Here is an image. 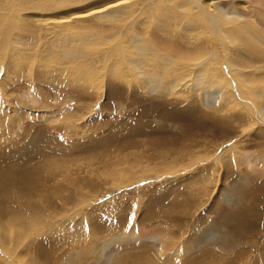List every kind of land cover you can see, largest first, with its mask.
Returning a JSON list of instances; mask_svg holds the SVG:
<instances>
[{
	"label": "rangeland",
	"instance_id": "374dc122",
	"mask_svg": "<svg viewBox=\"0 0 264 264\" xmlns=\"http://www.w3.org/2000/svg\"><path fill=\"white\" fill-rule=\"evenodd\" d=\"M113 1L116 3V0H89L90 3L88 0H0V116L4 115L0 118V149L10 151L25 145L26 139L19 146L12 142H17L26 132L32 134L38 126L42 130L44 124L47 131L41 139L46 141L50 137L49 142L41 141L40 147L47 148L33 153L34 160L16 162L18 169L13 174L9 172L12 160L19 159L3 158L0 166L6 174L0 177L1 191L7 197L21 196V208L29 204L30 189L38 186L35 179L63 190L67 184L73 191L65 211L54 208L62 217L58 213L57 218L32 219L45 224V228L41 224L35 223L33 228L25 223L26 236L18 243L13 232L0 234V264H29L30 254L38 257L35 249L44 235L45 241L63 239V250L71 256L67 264H80V255L84 253L86 257L81 264H100L99 260L111 264L125 250L130 249V254L136 256L139 244L151 247L143 256L158 264H264V108L256 112L248 103L240 102L241 95L234 86L240 85L252 99L256 98L264 85V56L255 60L241 53V64L248 68L241 69L242 72L236 70L241 72L240 76H208L202 81L206 76L199 77L195 70L191 80H187L181 76L182 72L189 70L190 65L207 62V56L212 63L221 61L220 65L226 68L227 62H233L230 53L234 45L227 43L212 17L210 33L198 36L206 39L208 45L207 51L201 48L207 53L202 57L164 34L158 16L128 11L110 23L102 19L104 13L123 7L112 6L110 11L96 16L88 13ZM220 10L221 16L239 17L231 7ZM14 14L22 26L4 33L6 20ZM59 19L67 21L59 31L51 33L48 24ZM250 29L264 47L262 26L254 23ZM150 31L156 37L152 38ZM219 36H223L224 46L220 45ZM127 42L137 48L132 54L134 60L151 51L169 60L165 76L161 79L150 76L140 63L129 65L128 70L115 65L112 74L115 76L108 74L107 66L122 62L120 52L128 48ZM48 43L50 48L46 46ZM110 48L114 50V59H102L101 52L108 55ZM170 50H176V54L172 56ZM52 52L67 57L72 54L77 59L64 58L68 63L64 72H67L57 76L63 71L59 67L63 69V66L60 55L55 57ZM130 52L124 56L123 66ZM46 61L50 72L41 69ZM220 65L217 70L223 72ZM43 72L50 80H45L44 75L42 78ZM74 79L82 80V84L80 81L76 84ZM229 79L231 82L226 86ZM186 80L189 84L183 87ZM194 96L198 108L191 104ZM204 113L219 114L206 118ZM53 129L57 130L53 132ZM41 167L47 170L41 175L44 179L34 178L33 174ZM110 173H116V179ZM57 179L64 184L60 185ZM31 205L25 206L27 210H31ZM61 225L65 227L61 236L54 234V238L48 234L52 230L57 232ZM94 230L98 232L95 235ZM30 232L35 236L30 238ZM93 241L98 243L97 248L91 244ZM135 258H130V262ZM192 258L194 262L189 261Z\"/></svg>",
	"mask_w": 264,
	"mask_h": 264
},
{
	"label": "bare ground",
	"instance_id": "6f19581e",
	"mask_svg": "<svg viewBox=\"0 0 264 264\" xmlns=\"http://www.w3.org/2000/svg\"><path fill=\"white\" fill-rule=\"evenodd\" d=\"M111 1V0H109ZM87 3V2H86ZM88 3L89 0H88ZM114 4V5H113ZM122 4H125V5H122ZM96 4L92 5V6H95ZM113 7H123L121 9H115L113 11H111L110 13L108 12H105L106 10H108L109 8H112ZM86 8L84 9H87L88 6H85ZM90 7V6H89ZM226 7H231L232 9H234L235 11L238 12V15L239 17H226L225 15L224 16H221L220 14L222 13L221 10L219 11L220 8H226ZM100 8V7H99ZM111 10V9H110ZM108 10V11H110ZM140 11V14L141 13H146L150 16H158V21H159V26H160V30L164 33V34H168V36H172L173 38H175V42L176 43H179L181 46H183L184 48L188 49V50H192V51H195L197 52L200 56L202 57H206V52L203 51L201 48L203 49H208V45H206V43L204 42V40H201L199 39L198 36L202 35V34H209L210 33V27H211V17H212V21H214L216 24H218L217 26V29L218 31L222 32L224 34V37L227 41V43H231V45H234V47H232V50H231V53H230V58L233 60L232 63H226L227 66H229L228 68L225 67V65L221 66L220 63L221 61L219 62H216V63H212L210 58L207 56L206 57V60L207 62H202V63H197V64H193V65H187L189 66V70H186L184 72H182L181 76L186 78L187 80H191L190 77L193 75V72L195 70H197L199 72V77L200 76H206L204 78H201L202 81H205V79L209 76L211 78V76H234L235 74H237V76H240L241 74V69L244 70L245 68H248L247 66L244 65V63L241 64V61H240V57H241V53H243V55H248L250 56L251 59H263V56H264V47H262L260 44H259V38L255 35V32L254 30H251V25L252 24H256L257 26H262V29H264V0H116V3H114V1L111 3V4H108L104 7H101L100 9H96V10H91V11H88V13L90 14H95V16L97 14H100V13H104V15L102 16V19L107 21V22H113V20H116L117 18H120L122 15L126 14L128 11L134 13L136 11ZM219 12H221L219 14ZM87 14V13H86ZM252 14V18L249 19V15ZM16 14L14 15H9L8 17V25H7V28L8 31H6V29L4 30V33H10L12 32L13 30L15 31V26L17 27V25L19 27L22 26V24H18V20L15 16ZM78 15V14H77ZM75 15V16H77ZM82 15V14H81ZM88 15V14H87ZM85 15V16H87ZM235 15V14H234ZM69 16H72L69 15ZM94 16V15H93ZM21 17V16H20ZM33 17V16H32ZM66 17V16H65ZM28 18V17H27ZM77 18V17H76ZM79 18V17H78ZM68 19V17H67ZM67 19L65 20H61L59 19L58 21H52L50 22L48 25H50L49 27H51V33H54L56 30H60L62 27H63V24L67 21ZM186 20L183 22V20ZM246 20V21H245ZM30 21V20H29ZM36 21V20H35ZM38 21V20H37ZM46 21V20H45ZM51 21V20H50ZM49 22V21H48ZM245 22V23H244ZM21 23V22H20ZM38 23V22H37ZM42 22H40L41 24ZM43 24V23H42ZM14 25V26H13ZM156 25V24H155ZM34 26V25H32ZM38 26V25H37ZM47 26V25H46ZM31 27V26H30ZM35 27V26H34ZM40 27V26H39ZM49 27H48V31H49ZM152 27V26H151ZM46 28V27H43V29ZM23 29V28H21ZM42 29V28H41ZM17 30V28H16ZM46 30V29H44ZM151 32V31H150ZM149 32V33H150ZM217 32V30H216ZM45 34V33H44ZM57 34V33H56ZM61 34V33H60ZM162 35V34H161ZM55 36V34L53 35ZM163 36V35H162ZM165 36V35H164ZM62 37V36H60ZM151 37L154 38L156 37V34L154 32H151ZM205 37V36H204ZM208 37V36H207ZM56 38V37H55ZM197 39L198 42H197ZM219 39V43L221 46H224V43H225V40L223 38V36H219L218 37ZM50 40V39H49ZM152 40V39H151ZM195 42H197V44H195ZM260 42H262L260 40ZM133 43V41L131 42ZM130 43V44H131ZM55 44V43H54ZM66 44V43H65ZM200 44V45H199ZM51 45V44H50ZM49 43L48 45L46 46H50ZM56 46H57V43H56ZM126 46L128 48H125V49H121V52H120V56H121V59H122V62H117L115 64H113V66H107V72L108 74H114L115 72V69H116V66L117 67H123L124 68H127L128 70V67L129 65H132V66H135V64L137 63H140L142 64V66L146 69V72L150 75V76H161L159 77L158 79H161L163 76H165L164 74V70L165 68L169 65V60H164L161 56H156L154 55V53L151 51L149 52L150 54H153V56H151L150 58L149 57H146V56H149V55H139V56H136V60H134V57H135V54H133V51L134 50H137V48L135 46H132L129 45V42L126 43ZM171 46V45H169ZM168 46V47H169ZM200 47V48H199ZM2 48V47H1ZM9 48V47H8ZM50 48V47H49ZM56 48V47H55ZM60 48V47H59ZM109 48V47H108ZM172 48H174V45L172 46ZM61 49V48H60ZM46 50V49H45ZM59 50V49H58ZM75 50V49H74ZM107 50V49H106ZM128 50H130V54L128 55V59L127 61L125 62L126 64H124V67L123 66V58L124 56H126L128 53ZM47 51V50H46ZM7 52V51H6ZM69 52V51H68ZM109 52V51H108ZM205 52V53H204ZM45 53V52H44ZM54 52H52L53 54ZM70 53V52H69ZM101 58L104 59L103 57H106L107 59L106 60H110L111 59H114V50L112 48H110V52L108 53V55H106V53H103L101 52ZM170 54L175 55L176 54V50L175 51H171L169 52ZM49 54V52H48ZM47 54V55H48ZM58 54L59 53H54L53 55H55V57L57 56L58 57ZM76 54V53H75ZM74 54V55H75ZM157 54V53H156ZM8 55V54H7ZM43 55V54H42ZM51 55V54H50ZM60 55V58H59V62H61V66H63V69L60 68V70H63L62 72H59V75L57 76H60V75H64L66 72H64L65 70L68 69V66H67V62L66 60H63L64 58L71 60V59H74L76 58L74 56V58H72L73 56H71L72 54H68V57L67 55H62L61 53L59 54ZM165 55V54H164ZM167 55V54H166ZM179 55V54H177ZM4 56V55H3ZM77 56L78 53H77ZM10 57V56H9ZM81 57V56H80ZM109 57V59H108ZM165 57V56H164ZM167 57V56H166ZM170 58V56H168ZM167 57V58H168ZM54 58V56H53ZM57 58V60H58ZM79 58V57H78ZM180 57H178L177 59H179ZM55 59V58H54ZM77 59V58H76ZM171 59V58H170ZM176 58H174L175 60ZM56 60V61H57ZM79 60V59H78ZM172 60V59H171ZM6 61V60H4ZM55 61V60H54ZM72 61V60H71ZM76 61V60H75ZM173 61V60H172ZM80 62V61H79ZM105 62V60H104ZM4 63V62H3ZM70 63V62H69ZM74 63V62H73ZM222 63H223V60H222ZM21 64V63H20ZM39 64V63H38ZM59 64V63H57ZM103 64V63H102ZM237 64V65H236ZM77 65V64H76ZM173 65V64H172ZM218 65H220L221 69L223 68L224 71H225V74L222 72V70L219 69V71L217 70V67ZM35 66V65H34ZM41 66V65H40ZM106 66V65H105ZM131 66V67H132ZM262 66V65H261ZM8 67V66H7ZM48 63L46 61V63H44L43 67L41 69L45 70V69H48ZM113 67V68H111ZM133 68V67H132ZM182 68V66H181ZM184 68H186L184 66ZM40 69V70H41ZM78 69L80 68H77V71ZM167 69V68H166ZM240 69V73L236 70H239ZM50 68L47 70V72H50L49 71ZM53 70V69H52ZM126 70V69H125ZM134 71V69L132 70ZM74 72V71H73ZM72 72V73H73ZM105 72V71H104ZM131 72V71H130ZM57 73V72H56ZM70 73V72H69ZM76 73V72H74ZM217 75H216V74ZM14 74V73H13ZM40 74V72H39ZM78 74V73H77ZM84 74V73H83ZM123 74V73H122ZM132 74V73H131ZM138 74V73H137ZM254 74V73H253ZM44 75V78L45 80H50V78H46L45 77V73L43 72L41 74V76ZM70 75V74H68ZM74 76V74H71ZM70 75V76H71ZM243 75V74H242ZM241 75V76H242ZM256 75V74H255ZM47 76V75H46ZM49 76V75H48ZM54 76V75H53ZM56 76V75H55ZM69 76V77H70ZM79 76V75H78ZM76 76V77H78ZM104 76V75H102ZM108 76V75H107ZM112 76H115V75H112ZM133 76V75H132ZM140 76V75H139ZM176 76V75H174ZM236 76V75H235ZM43 78V76H42ZM43 78V79H44ZM57 78V77H56ZM68 78V77H67ZM72 78V77H71ZM79 78V77H78ZM86 78V77H85ZM94 78V77H93ZM165 78V77H164ZM218 78V77H217ZM38 79V78H37ZM42 79V80H43ZM55 79V78H54ZM82 79V78H81ZM120 79V78H118ZM167 79V78H166ZM216 79V78H215ZM227 79V78H226ZM235 79V78H234ZM53 80V79H52ZM78 80V81H77ZM164 80V79H163ZM185 81L182 83V86L183 87H186L189 83L188 81ZM207 80V79H206ZM218 80V79H217ZM220 80V79H219ZM72 81V80H71ZM75 81V79H74ZM80 81V79H76L75 83L78 84ZM85 81V80H83ZM119 81V80H118ZM230 79L227 80V83L225 84L226 86L229 83ZM53 82V81H52ZM82 80L80 81V84ZM165 82V81H164ZM217 82V81H215ZM223 82V81H222ZM226 82V81H225ZM231 82V81H230ZM232 82H233V79H232ZM239 82V80H238ZM56 83V82H55ZM65 83V82H64ZM74 83V82H73ZM109 83V82H108ZM169 83V82H168ZM236 83V81H235ZM67 84V83H66ZM101 84V83H100ZM167 84V82H166ZM262 84V82H261ZM60 85V84H59ZM73 85V84H72ZM141 85V83H140ZM143 85V84H142ZM168 85V84H167ZM234 85V84H233ZM241 85H243L241 83ZM79 86V85H78ZM208 86V85H207ZM209 86H212V84H210ZM235 88L238 90H236L237 92H239V95H243V97H239V98H242V100L240 102H243V103H248L250 105V107L256 111V112H260V110L262 108H264V85L262 87L259 88V91H258V96L254 99L251 98V95L247 94L246 91L243 90V87H241L240 85H237L236 84L234 85ZM244 86V85H243ZM165 87V86H163ZM181 87V86H180ZM241 87V88H239ZM190 88V87H189ZM245 88V87H244ZM81 89V88H80ZM83 89V88H82ZM161 89H164V88H161ZM234 90V89H233ZM69 94V93H68ZM255 94V93H254ZM206 95V94H205ZM245 97H248V98H245ZM72 98V96H71ZM70 99V98H69ZM176 99V98H175ZM238 100V99H237ZM181 101V100H180ZM239 101V100H238ZM69 102V100H68ZM190 104V103H189ZM188 104V105H189ZM191 104H194L193 107H197V99L196 97L194 96L191 100ZM190 104V105H191ZM224 107L226 106L223 105ZM65 107V106H64ZM66 108V107H65ZM198 108V107H197ZM199 110V109H198ZM223 110V109H222ZM71 111V110H70ZM13 112V111H12ZM212 113L208 114V113H204V116L206 118H209V117H215L217 114L219 113H216V115H211ZM215 114V113H214ZM3 114H1L2 116ZM0 116V118H1ZM41 116V115H40ZM61 116V115H60ZM139 116V115H138ZM4 117V115H3ZM51 117V116H50ZM55 117V116H54ZM211 117V118H212ZM19 118V117H18ZM2 119V118H1ZM11 119V118H10ZM50 119V118H49ZM55 119V118H53ZM4 120V119H3ZM12 121V120H11ZM15 121V120H13ZM49 121V120H47ZM51 121V120H50ZM56 121V120H55ZM1 122V120H0ZM6 123V122H5ZM12 123V122H11ZM10 123V124H11ZM46 123V122H44ZM51 123V122H50ZM49 123V125H50ZM53 123V122H52ZM58 123V122H57ZM1 124V123H0ZM15 124V123H14ZM55 124V123H54ZM3 125V124H2ZM31 125V124H30ZM48 125V124H47ZM53 125V124H52ZM57 125V124H56ZM36 126V125H35ZM39 128H41L40 126H38ZM37 128V126H36ZM38 128V129H39ZM45 128L46 125L44 124V128L42 130H38V129H33V132L32 134L31 133H24L22 134V138H18L16 139L17 142H12V144H16L18 145L21 144L20 142L22 140H25L26 139V142L25 145L23 144V146L21 147H18V148H15L13 150H8V149H4L8 150V152L5 154L3 153L4 149H0V163L2 162L3 158L5 159L6 157V161L9 160V156L11 157H17L19 160L17 161L16 159H13L12 160V164L9 168V172L10 174H13L14 171H16L18 169V165L16 162H31L32 160H34V155L33 153H38V152H42L44 149H46L47 147L44 146V149L43 147L41 148L40 147V143L43 142H49V138H45L47 139L46 141L44 139H41L43 138V135L45 133V131H47ZM55 128V127H54ZM25 129V128H24ZM49 129V128H48ZM59 129V128H58ZM54 130V129H53ZM57 130V129H55ZM55 130L53 132H55ZM18 132V131H17ZM30 132V130L28 131ZM58 132V131H57ZM63 133V132H62ZM2 134V133H1ZM14 134V133H13ZM51 134V133H50ZM58 134V133H57ZM11 137V134H9ZM19 135V134H18ZM49 135V133H48ZM82 135V134H81ZM46 136V135H45ZM60 136V135H59ZM58 136V137H59ZM1 137V135H0ZM52 137V136H51ZM64 137V136H63ZM85 137V136H84ZM12 140H13V137H11ZM16 138V137H15ZM7 139V138H6ZM40 139V140H39ZM59 139V138H58ZM56 139V140H58ZM66 139V138H65ZM63 140V139H62ZM19 141V142H18ZM42 141V142H41ZM65 142V141H64ZM79 142V141H78ZM66 143V142H65ZM11 144V143H10ZM46 144V143H45ZM1 145V144H0ZM12 146V145H11ZM15 146V145H13ZM12 146V147H13ZM19 146V145H18ZM10 147V146H9ZM16 147V146H15ZM43 149V150H42ZM12 154V155H11ZM53 166V164H52ZM46 167V166H45ZM45 167H41L37 172H35L33 174V177L36 178H40L39 176H41L43 173L47 172L46 168ZM49 167V166H48ZM58 168V167H57ZM48 169V168H47ZM54 170V166H53V169ZM50 174V170H48ZM52 173V172H51ZM6 174L5 170H3V168L0 166V177H3L4 175ZM111 175L113 173H110ZM116 174V173H115ZM115 174H113L115 177ZM46 175V174H45ZM109 175V174H108ZM117 175V174H116ZM57 176H61L60 174H58ZM42 177V176H41ZM62 177V176H61ZM112 177V178H113ZM145 177V176H144ZM44 179V177H42ZM41 178V179H42ZM110 178V180L112 179ZM42 179V181H43ZM113 179H116L113 178ZM39 180V179H37ZM58 180V179H57ZM60 185L62 183V185L64 184L63 180H58ZM114 181V180H113ZM172 181V180H171ZM175 181V180H174ZM38 183V186L35 185L33 189H30L31 192H29L30 194V199L29 200V204L27 203V205L30 207V203H33V205H31V210H27V205H24L22 206L23 208L19 207V204L21 203V196H9L7 197V195L5 193H3L1 191V187H0V234H2L3 232H5L6 234H9V231L10 232H13V238L16 240L15 242L18 243L22 237H24L23 235H25V230L23 227H26L25 223H27L28 225H35L36 224H41L40 222L37 223V220L39 219V217H44V218H49L50 216L54 217V218H57L58 217V213L59 215L61 214L60 212H63L65 211V205L69 203V201L73 198V191H72V188L70 186H68L67 184H64L66 186V189L62 190L60 188H56L55 185H44V183H40L38 181H36L35 179V183ZM40 183V184H39ZM54 184V183H53ZM29 185V184H28ZM28 185H27V188H28ZM30 187V186H29ZM32 187V186H31ZM59 187V185H58ZM41 188H43V192L44 193H41L42 190ZM71 191H69L70 189ZM40 189V190H39ZM29 191V190H28ZM27 194V193H26ZM36 197V198H35ZM35 198V201H33V199ZM23 200V199H22ZM24 200H27V199H24ZM20 202V203H19ZM24 202V201H23ZM185 204V203H184ZM79 206V202L76 204L75 208ZM26 206V207H25ZM43 206H45V210L43 209ZM24 207L26 208L27 211H25ZM48 207L50 208L48 210ZM150 207V206H149ZM176 207V206H175ZM54 208H60V212H57L54 210ZM109 208V207H108ZM24 209V210H23ZM30 209V208H29ZM152 210V209H151ZM150 210V211H151ZM25 212H27L28 216L26 217L25 215ZM91 214H93L91 212ZM46 215V216H45ZM57 216V217H56ZM63 214H61L60 217H62ZM99 217V216H98ZM33 218H37V220L35 219V221H33L32 219ZM5 222H4V220ZM42 219V218H41ZM40 219V220H41ZM50 220V219H49ZM39 221V220H38ZM44 221V220H43ZM64 221V220H63ZM97 221V220H95ZM118 222V221H117ZM109 223V222H108ZM51 224V223H49ZM97 224V223H96ZM103 224V223H102ZM106 224V223H105ZM118 224V223H117ZM116 224V225H117ZM25 225V226H24ZM27 225V226H28ZM29 225V226H30ZM64 225V224H62ZM58 226L56 228L57 232L54 233V230H52V233L48 232V234H51L52 237H54L56 235H60V232H63L65 231V227L63 226ZM108 225V224H107ZM110 225V224H109ZM31 226V227H32ZM36 226V225H35ZM33 226V228L35 227ZM52 226V225H51ZM75 226V225H74ZM99 226V224H98ZM111 226V225H110ZM115 226V225H113ZM41 227L45 228V224H41ZM47 227V226H46ZM50 227V226H49ZM60 227V228H59ZM103 227V226H102ZM10 228H13V229H10ZM20 228V229H19ZM68 228V227H67ZM66 228V229H67ZM116 228V227H115ZM10 229V230H9ZM27 229V228H26ZM50 228L47 227V230H49ZM52 229V228H51ZM55 229V228H54ZM83 229V228H82ZM98 229V227L96 228ZM100 229V228H99ZM110 229V228H109ZM119 229V228H118ZM28 230V229H27ZM46 230V231H47ZM55 230V231H56ZM79 230V229H78ZM31 231H33L31 229ZM68 231V230H67ZM106 231V230H105ZM28 232V231H27ZM26 232V233H27ZM35 232V231H34ZM82 232V231H80ZM110 232V230H109ZM29 233V232H28ZM32 233V232H30ZM76 233V232H74ZM79 232H77L78 234ZM94 235L97 234L98 232L96 230H94L92 232ZM124 233V232H123ZM122 233V234H123ZM127 232L125 231V234ZM4 234V233H3ZM67 234V233H66ZM69 234V233H68ZM81 234V233H80ZM79 234V235H80ZM92 234V235H93ZM156 234V233H155ZM36 235H40L39 233H37ZM54 235V236H53ZM70 235V234H69ZM82 235H83V232H82ZM114 235V234H112ZM120 235V234H119ZM26 236V235H25ZM29 236V235H28ZM33 236V233H32V236L30 238H32ZM47 236V235H46ZM61 236V235H60ZM59 236V237H60ZM146 236V235H145ZM5 237V236H4ZM41 237V236H40ZM45 237V235H44ZM42 238V240L40 241V245L39 248H36L35 245L34 247L36 248L35 250L38 251V257H35V256H32L31 254L29 256H31V259H30V262L29 264H67V261L70 259L71 260V256L69 253L66 254V251L65 249L63 250V245L65 244H62L64 241L63 239H55V241L53 240H44L46 238ZM72 237H75L72 236ZM71 237V238H72ZM82 238V236H80ZM79 237V238H80ZM96 237V236H95ZM141 236L140 235V239H141ZM25 238V237H24ZM23 238V240H24ZM37 238V237H36ZM36 238H34L36 241ZM55 238V237H54ZM63 238V237H62ZM94 238V237H93ZM120 238V237H119ZM135 238V237H134ZM137 238L139 239V237L137 236ZM136 238V239H137ZM0 239H1V236H0ZM49 239V238H47ZM95 239V238H94ZM139 239V240H140ZM144 239V238H143ZM96 240V239H95ZM122 240V239H120ZM3 241V240H2ZM1 241V242H2ZM14 241V240H13ZM63 241V242H62ZM99 241V240H98ZM97 241V242H98ZM142 242L144 240H141ZM62 242V243H61ZM140 242V241H139ZM141 242V243H142ZM4 243V242H2ZM1 243V244H2ZM101 243V242H100ZM95 248L98 247V243L96 242H92L91 243ZM137 244V242H136ZM100 245V244H99ZM138 245V244H137ZM146 244H139L138 247H136L138 249V253L135 255H132L130 254L129 250H125L123 251L122 254L118 255L116 258H113V262L114 263H111V264H151L153 263V260L152 259H149L147 258L146 256H143L145 253H149V249H151V247L149 248L145 246ZM155 246V245H153ZM152 246V247H153ZM25 247V246H24ZM29 247V245H28ZM26 247V248H28ZM127 247V246H126ZM33 248V247H32ZM149 248V249H148ZM155 249V248H154ZM30 250V249H29ZM88 250V249H86ZM84 250V251H86ZM92 250V249H91ZM99 250V249H98ZM31 251V250H30ZM33 251H34V248H33ZM65 251V252H64ZM83 251V252H84ZM90 251V250H89ZM58 252V254H57ZM68 252V251H67ZM82 252V251H81ZM82 252V253H83ZM91 252V251H90ZM34 253V252H33ZM41 253V254H40ZM92 253V252H91ZM154 253V252H153ZM35 254V253H34ZM66 254V255H65ZM86 254V253H84ZM84 254H79L80 255V264L81 262H83L82 260L86 257ZM93 254V253H92ZM41 256L43 257V260H41ZM89 256V255H87ZM140 258H137L139 257ZM141 256H143L141 258ZM137 259H136V258ZM150 257V256H149ZM153 257V256H152ZM211 257V256H210ZM59 258H61L59 260ZM75 258V257H74ZM77 258V256H76ZM100 258V256H99ZM130 258H135L134 262H130ZM168 258V257H167ZM88 259V258H87ZM86 259V261H87ZM102 259V258H101ZM29 260V259H28ZM57 260H59V262H56ZM74 260V259H72ZM167 260V259H166ZM156 261V260H155ZM189 261L191 262H194V259H190ZM88 262V261H87ZM98 262H100V264L103 263L102 260H99ZM69 263V262H68ZM155 263V262H154ZM153 263V264H154ZM160 263V262H159ZM70 264H72L70 262ZM86 264V263H85ZM104 264V263H103ZM108 264V263H106ZM155 264H158V261L157 263ZM161 264V263H160ZM169 264V262H168Z\"/></svg>",
	"mask_w": 264,
	"mask_h": 264
}]
</instances>
